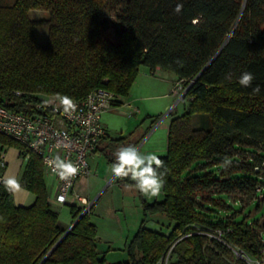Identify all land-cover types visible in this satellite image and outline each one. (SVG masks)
Listing matches in <instances>:
<instances>
[{"label":"trees","instance_id":"1","mask_svg":"<svg viewBox=\"0 0 264 264\" xmlns=\"http://www.w3.org/2000/svg\"><path fill=\"white\" fill-rule=\"evenodd\" d=\"M105 3L0 4V105L39 115L36 105L57 93L82 99L101 88L120 106L141 66L151 75L157 68L173 73L186 91L184 110L172 115L160 155L169 169L162 198L149 203L139 193L143 220L124 242L125 260L109 262L97 250L90 211L81 215L83 208L69 204L73 222L80 217L64 235L48 202L40 157L30 153L20 184L34 195L31 205H15L0 182V264H263L264 223L212 221L199 200L220 206L215 195L233 194L247 204L264 195V0H126L112 24L116 42L105 35ZM177 3L183 4L179 14ZM32 10L48 18L30 19ZM41 24L48 25L44 46L36 34ZM243 71L254 75L251 87L238 84ZM120 139H110L109 153L120 148ZM4 146L23 154L20 143L0 133V152ZM245 151L254 155L240 161ZM225 157L232 159L227 169ZM149 216L170 222L149 229Z\"/></svg>","mask_w":264,"mask_h":264},{"label":"rangeland","instance_id":"2","mask_svg":"<svg viewBox=\"0 0 264 264\" xmlns=\"http://www.w3.org/2000/svg\"><path fill=\"white\" fill-rule=\"evenodd\" d=\"M14 1L0 0V4L12 5ZM125 2L126 0H106L101 10V15L109 22V28L105 35L113 42H116L117 38L114 36L112 24L115 21V15L122 10ZM29 18L40 21L45 20L48 18V13L32 10L29 12ZM47 32L48 25L41 24L37 27L36 34L39 45L44 46L46 44ZM139 69L143 71L145 67L141 66ZM138 76L137 78H139ZM173 85L167 93V98H147L144 101L130 102L128 93L126 97L122 98L124 104L112 106L103 112L101 121L107 126L109 138L113 140L122 138L120 141H116L117 144L120 143V146L117 145L119 147L134 145L143 152H154L158 156L163 155L167 142L166 124L172 115L182 111V103L177 101L180 94L176 96L172 92ZM163 91L165 90L163 89L161 92ZM117 149L118 147L116 151ZM114 153H112L113 156H115ZM257 153H259V150H256ZM253 155L254 153L241 152L239 160L245 161ZM97 158L98 162L95 158L90 174L81 177L84 180L82 190L75 191V193L83 197L82 207L85 208L90 204V221L96 225L99 237L97 238V250L99 253L109 254L106 259L110 262L126 258V253L122 250L124 242L133 236L143 220L141 197L151 203L160 200L162 194L151 198L142 195L140 197L137 190L126 187V185L132 183L125 184L121 180L112 177L110 165L113 162L108 160L106 154H100ZM197 169L199 168L193 171ZM208 170L217 174L216 168L210 167ZM200 172L197 171V173ZM45 174L47 173L45 172ZM51 197L53 199L51 208L57 212L61 227L64 229L69 228L73 221L69 204H58L54 202V194ZM214 198L220 202L222 201V205L220 203V206L216 205L211 201H208L210 203H204L199 200L201 210L203 214L208 215V219L212 221L222 219L245 222L248 225L256 223L257 226L264 223V195L258 196L257 200L247 204H240L233 194H218ZM75 205L79 206V203H75ZM169 222L162 216H149L145 222V227L158 230L159 227L164 224L167 225ZM109 249L111 250L108 251ZM234 255L236 256V254Z\"/></svg>","mask_w":264,"mask_h":264},{"label":"built area","instance_id":"3","mask_svg":"<svg viewBox=\"0 0 264 264\" xmlns=\"http://www.w3.org/2000/svg\"><path fill=\"white\" fill-rule=\"evenodd\" d=\"M185 91L186 88L183 89L179 83L173 85L172 92L176 96L180 94L178 100ZM74 100L77 109L68 114H65L56 96L46 100L47 104L45 101L37 104L36 109L42 111V114L33 116L13 112L0 105V133L21 144L23 161L29 158L30 153L40 157L44 172L56 180L54 202L67 205L83 201L73 188L78 178L90 173L87 157L106 134L101 115L114 106L115 96L99 88L90 91L82 99ZM56 155L71 160L79 167L80 171L75 178L61 180L52 172L47 161ZM3 166V155L0 152V167ZM82 208L83 213L88 212L90 204ZM216 234L214 236L219 238L221 232ZM262 262L264 264V257Z\"/></svg>","mask_w":264,"mask_h":264},{"label":"clouds","instance_id":"4","mask_svg":"<svg viewBox=\"0 0 264 264\" xmlns=\"http://www.w3.org/2000/svg\"><path fill=\"white\" fill-rule=\"evenodd\" d=\"M183 9L182 3H177L174 12L179 14ZM193 24H198L199 19H193ZM254 75L249 71H243L237 78L240 86L248 88L252 86ZM225 79L231 81L232 73H228ZM260 88L257 85L253 88V93L258 94ZM56 99L59 100L63 107L65 114L75 112L77 104L74 98L56 94ZM47 104V101L44 102ZM115 160L110 165L112 177L116 180H130L133 183L126 185L128 188H134L142 196L146 198L158 197L164 188V177L167 175L169 169L165 167V162L154 152H143L134 145L122 146L114 153ZM48 166L52 172L56 174L61 180H70L75 178L80 169L71 160L63 159L59 155L54 156L47 161ZM232 165V159L225 157L222 166L227 169ZM5 190L15 195L22 188L20 181L15 176H9L2 181ZM61 199H63L61 197Z\"/></svg>","mask_w":264,"mask_h":264},{"label":"crops","instance_id":"5","mask_svg":"<svg viewBox=\"0 0 264 264\" xmlns=\"http://www.w3.org/2000/svg\"><path fill=\"white\" fill-rule=\"evenodd\" d=\"M138 77L139 78H137L135 80V82L133 83L131 90L129 92L128 97H129L130 102L144 101L147 98H167L168 97L167 93L169 92V89L175 83V81L177 79L173 73L168 72V71H164V70H161L158 68L156 69L155 74L151 75L149 73V70L146 67H145V70H143V71L140 70ZM138 79H141V80H138ZM163 89L165 90V91H163L164 93L161 92ZM177 101L182 103V101H180V99ZM177 101H176V103H177ZM130 102H129V104H130ZM129 104H127V105L131 106ZM165 106H167V105H165ZM183 110H184V104L182 103V111L180 113H176V114L177 115L181 114L183 112ZM169 122H170V120L166 124L167 128H168ZM103 126L105 127V130H106V134H105L106 137H104L100 140V142L98 143L95 150L90 152L88 157H87L90 171H91V168L93 165V161L95 160V158L97 161L98 160L97 157L100 154H110L111 156H113L112 153H109L111 150V147H113V146L110 145L111 143H110V139L108 138L109 136H108L107 126L104 124H103ZM2 155H3L4 166L0 167V180L4 179L6 177H9V176H15L20 181V177H21V174H22V171L24 168L25 161H23V159L21 158L19 150L17 148H14V147L4 146L3 150H2ZM114 157L115 156H113V159H115ZM43 179H44V182L46 185L48 202L51 205L52 200H53L51 196L53 194L55 195V193H56V180L51 175L45 174V172L43 175ZM83 181L84 180H82L81 177L78 178V180L76 181L74 188H73L74 192L82 190L81 188L84 186ZM12 196H13V202L17 206H29L34 202V199H35L34 195L31 192H29L27 189H25L23 186L19 192H17L15 195H12ZM81 203H83V201L80 202L79 206H77V207L82 208ZM97 238H99L98 234H97ZM110 250L111 249H109L108 251H110ZM104 254H105V258L109 255V254H106L105 252H104ZM122 260H125V259H116V260H113L110 262H117V261H122Z\"/></svg>","mask_w":264,"mask_h":264},{"label":"water","instance_id":"6","mask_svg":"<svg viewBox=\"0 0 264 264\" xmlns=\"http://www.w3.org/2000/svg\"><path fill=\"white\" fill-rule=\"evenodd\" d=\"M82 214H84V213L82 212L81 215H82ZM79 217H80V216H79ZM79 217H78V218H79ZM78 218H77L74 222H72V224L69 226V228L66 229L64 235H66V233H68V232L70 231V229L74 226V224L76 223V221L78 220Z\"/></svg>","mask_w":264,"mask_h":264}]
</instances>
